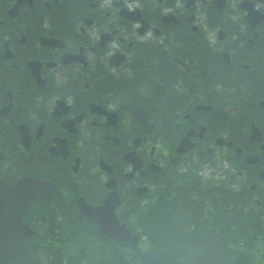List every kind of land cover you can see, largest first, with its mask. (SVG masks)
<instances>
[{"label":"flooded vegetation","instance_id":"1","mask_svg":"<svg viewBox=\"0 0 264 264\" xmlns=\"http://www.w3.org/2000/svg\"><path fill=\"white\" fill-rule=\"evenodd\" d=\"M241 4L251 5L250 10ZM263 95L264 0H0V174L7 181L50 180L57 197L73 193L67 203L77 207L82 224L89 218L79 211V199L101 205L111 180L122 199L146 188L139 196L147 195V206L153 198L151 173L161 170L162 180L177 174L181 184L174 187L187 196L192 192V201L203 196L204 186L186 183L189 168L202 160L216 162L215 179L237 177L234 185L214 186L211 197L215 191L230 194L232 188L240 198L261 192L255 176L264 169L262 142L252 140L251 132L257 125L264 133ZM137 106L159 135L141 137L137 154L143 168L129 178L133 167L121 169L120 161L134 148ZM151 110L160 114L151 116ZM202 127L204 134L190 139L193 149L177 154L188 132L199 133ZM55 138L67 140L69 156L53 148ZM247 147H253L248 156L261 159L252 168H246L248 156H243ZM100 159L114 171H103ZM205 221L210 223V217H181L176 235L180 240L205 237ZM100 236L109 242L99 248L112 264H118L113 258L118 252L125 260L132 253ZM183 248L157 249L168 257L147 262L176 264Z\"/></svg>","mask_w":264,"mask_h":264},{"label":"trees","instance_id":"2","mask_svg":"<svg viewBox=\"0 0 264 264\" xmlns=\"http://www.w3.org/2000/svg\"><path fill=\"white\" fill-rule=\"evenodd\" d=\"M170 114L173 113L170 112ZM160 195L164 198L163 193ZM212 195L213 197L207 191L202 196H209L208 200L211 201L209 209L211 222L205 221L204 224L211 226L210 228H214L221 234L220 247L224 250L232 244L245 242L251 251L246 250V254L242 256L245 261L244 264H264V224L261 221V216L257 215L255 217L250 214L247 218L244 217L245 212L253 207L251 200L241 203V206H239L237 200L240 197L235 194L227 192L224 194L222 191H215ZM127 197L130 196L128 195ZM161 197H158V203L156 198L153 199L154 203L148 215L144 214V211L148 208H142L139 204H136L135 197L126 198V204L122 208L123 221L128 222L136 229L146 226L150 230L148 242L151 244L150 248H155V246L165 248L170 246L185 247L200 241L201 238L197 240L182 238L180 240L181 237L176 235L179 234V229L177 228L179 225L178 219L192 215L205 218L206 216L203 212L207 208L205 206L206 198H197V202L200 203L193 207L195 214L190 211L191 204L188 206L184 205L182 213L179 214V208L174 207L173 204L181 200L175 199L170 204H166L160 200ZM51 202L56 204L54 208L50 207ZM32 206L31 210L26 209L28 210L26 213H28V218L32 217L34 219L32 221L36 223L34 228L37 235L24 241L31 253L30 264L111 263V256L102 253L99 248V245L109 242L100 240L102 239L100 236L102 234L93 222L80 223L75 205L67 204L65 199L60 196L57 198L53 197L52 200L48 201L34 202ZM72 217L75 218L72 219ZM147 217H149V220ZM164 219H170V221L165 222ZM162 235L175 237L176 239L163 240ZM121 246H128V249L135 251L133 254L135 261L141 264H148L144 258L143 249H139L135 244L125 245L120 243L118 247L121 248ZM82 247L85 253L83 255ZM113 258L115 260L114 263L128 264L124 255L120 252ZM237 260L240 263V257H237ZM5 264H19V262L10 260Z\"/></svg>","mask_w":264,"mask_h":264},{"label":"water","instance_id":"3","mask_svg":"<svg viewBox=\"0 0 264 264\" xmlns=\"http://www.w3.org/2000/svg\"><path fill=\"white\" fill-rule=\"evenodd\" d=\"M134 153L125 155L126 159L136 162ZM46 181L33 179H21L14 185H8L0 179V264L8 259H16L21 264H28L29 253L22 245V240L29 235L31 230L22 220V210L26 202L34 197L45 195L50 197L52 186ZM120 199L116 191H113L100 207L86 205L85 212L94 218L100 229L109 236L115 237L122 242H136L125 225H120L115 208ZM82 209V200L80 201ZM217 239L214 236L190 249L178 262L179 264H232L223 253L217 249ZM164 258V252H147L151 260Z\"/></svg>","mask_w":264,"mask_h":264}]
</instances>
